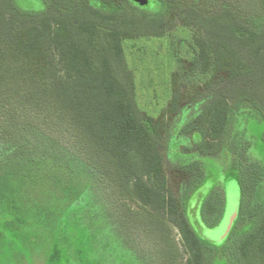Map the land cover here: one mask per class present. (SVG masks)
I'll return each mask as SVG.
<instances>
[{
	"label": "trees",
	"instance_id": "16d2710c",
	"mask_svg": "<svg viewBox=\"0 0 264 264\" xmlns=\"http://www.w3.org/2000/svg\"><path fill=\"white\" fill-rule=\"evenodd\" d=\"M42 3L32 11L0 0V264L5 257L16 264L15 251L34 242L36 229L47 237L43 248L49 244L45 264H174L166 222L180 231L185 264H194L203 241L189 203L206 177L197 153L231 155L242 198L260 195L240 204L252 208L247 238L264 239L254 217L264 219V0ZM174 18L194 31L191 45L208 77L202 89L215 88L192 125L191 140L204 149L186 151L181 205L163 165L165 125L140 114L123 49L125 39L163 36ZM180 100L176 87L171 113ZM128 195L149 212L132 210ZM210 199L194 208L219 213ZM132 232L154 241V255L129 245Z\"/></svg>",
	"mask_w": 264,
	"mask_h": 264
},
{
	"label": "rangeland",
	"instance_id": "374dc122",
	"mask_svg": "<svg viewBox=\"0 0 264 264\" xmlns=\"http://www.w3.org/2000/svg\"><path fill=\"white\" fill-rule=\"evenodd\" d=\"M16 3L20 8L26 10L39 11L43 8L42 0H16ZM125 6L129 12L139 13V10L134 6L128 4ZM155 7L156 4L150 2L147 9L153 10ZM148 12L150 13V11ZM193 35L194 31L188 25L183 24L181 19L174 18L166 33L161 37L150 36L123 40L125 62L133 74L135 99L140 114L143 117H151L155 121H161L165 125L161 147L163 165L168 179V189L179 205L185 201V190L189 178L183 169V164H186L190 158L186 151H192L195 147L196 150L204 149L202 147L204 144L202 146L193 144L191 133L201 123L198 116L205 106L203 100L210 98L209 101H212L215 90L213 85L211 88L202 89L208 77L200 71L196 55L197 49L191 45ZM176 87L180 90L181 100L179 110L175 114L170 112V102ZM205 90L209 97L204 96ZM242 123L244 122H240V124ZM194 124L195 127L192 126ZM238 126L240 129L241 125ZM170 145L171 147L173 145L171 152L169 150ZM194 155L195 157L197 155V160L203 162L206 177L190 200L191 221H193V226L200 237L221 244L231 231L235 235L241 231V222L237 218L240 204L249 203V199L250 203L253 204V199L257 197L259 199L260 195L254 193L251 196L249 194L248 197L244 196V199L242 198L239 193L238 182L235 177H230L229 174L231 165L228 163L229 154L227 151L218 156H203L198 153ZM177 157L179 159L175 160ZM195 157L191 159H195ZM218 171L220 172L219 176L216 174ZM223 192H225L226 198L222 197ZM209 196H211L212 207L223 212L222 217L216 216V213L212 216L206 215L205 221L213 224L211 228L203 224L200 214L194 208L196 201L197 204L198 201L202 203V200ZM125 201L132 210L140 214L149 212L148 208L130 195L126 196ZM242 209L240 211L244 212ZM220 210L218 211L220 212ZM227 211L233 215L227 216ZM245 212H249V210ZM247 215L248 213H246ZM254 217L256 218L255 228L264 225L261 213H254ZM163 228L168 234V245L174 257V264H185L188 253L178 227L166 222L162 223ZM34 233V242L23 243V246L25 245L24 251L19 253L15 251L16 256H18L16 264L46 263L47 253L44 251L49 248V244L47 243L45 248H43V244L45 245L47 237H45L42 229H36ZM130 237L133 240H130L129 245L141 252L144 251L147 256L152 249L157 250L153 244L154 241L151 242L152 239L147 238L143 233L135 234L132 232ZM151 253L153 254L152 251ZM155 260L159 261L157 255H155ZM12 261L10 260V262ZM3 262L2 264H8L6 257Z\"/></svg>",
	"mask_w": 264,
	"mask_h": 264
},
{
	"label": "flooded vegetation",
	"instance_id": "af4514ba",
	"mask_svg": "<svg viewBox=\"0 0 264 264\" xmlns=\"http://www.w3.org/2000/svg\"><path fill=\"white\" fill-rule=\"evenodd\" d=\"M230 156L231 155L229 154L228 162L230 160ZM222 197L226 198L225 192H223ZM241 208L242 207L240 205L237 213V218L239 222H241V231L239 234L235 235L233 231H231L228 237L224 239L221 244H216L215 241H210L201 237L203 243L200 242V246L195 244V256L192 257L194 264H199L200 259H202L204 262H207L208 264H264V239L247 238L249 235V231L247 230L252 226L247 221V219L253 217L252 208L242 209L247 211L249 210L251 212H242L240 211ZM213 210L214 207H212L211 211ZM195 211L200 214V210L198 208H195ZM246 213H248V217L246 216ZM213 214L214 213H211L207 208H203V213L200 214L203 224L209 228H211L213 224L205 221L206 215L212 216ZM222 214L223 212L220 210L219 213H216V216L222 217ZM182 242H184V240H182Z\"/></svg>",
	"mask_w": 264,
	"mask_h": 264
},
{
	"label": "water",
	"instance_id": "95a60500",
	"mask_svg": "<svg viewBox=\"0 0 264 264\" xmlns=\"http://www.w3.org/2000/svg\"><path fill=\"white\" fill-rule=\"evenodd\" d=\"M133 1H135L136 3H138L140 5H145V4L148 3V0H133ZM226 215L227 216H232L233 214L232 213H228V211H227V214Z\"/></svg>",
	"mask_w": 264,
	"mask_h": 264
}]
</instances>
